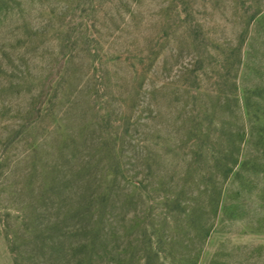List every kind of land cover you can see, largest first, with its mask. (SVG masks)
Returning a JSON list of instances; mask_svg holds the SVG:
<instances>
[{
  "label": "rangeland",
  "instance_id": "obj_1",
  "mask_svg": "<svg viewBox=\"0 0 264 264\" xmlns=\"http://www.w3.org/2000/svg\"><path fill=\"white\" fill-rule=\"evenodd\" d=\"M199 58L206 91L226 96L237 82V122L247 137L257 133L244 106L249 97L264 119V0H0V264H15L10 242L26 235L25 221L57 210L52 192L38 197L44 170L62 160L54 152L63 133L84 158L92 137L83 141V125L108 109L127 111L133 154L156 122L152 83L174 80L187 99L184 73ZM171 97L163 109L174 113L182 101ZM243 146L264 162L253 140ZM247 177L240 193L237 178L228 183L242 216L216 224L198 264L215 254L218 264H264V171Z\"/></svg>",
  "mask_w": 264,
  "mask_h": 264
},
{
  "label": "trees",
  "instance_id": "obj_2",
  "mask_svg": "<svg viewBox=\"0 0 264 264\" xmlns=\"http://www.w3.org/2000/svg\"><path fill=\"white\" fill-rule=\"evenodd\" d=\"M202 61L183 71L189 77L183 101L174 80L152 83L156 122L142 131L133 154L127 139L134 121L127 111L108 109L83 125V141L92 137L84 158H76V138L63 133L54 152L62 160L44 170L38 197L44 201L52 192L57 210L47 221L36 213L24 223L26 235L11 239L15 264L199 263L216 224L242 216V204L231 200L230 180L238 179L240 193L250 186L249 171H264L260 156L243 151L253 140L264 154V119L247 97L244 108L257 128L247 137L236 118L242 104L237 82L228 84L226 96L206 91ZM169 95L170 104L182 101L174 113L163 109ZM218 263L215 254L207 264Z\"/></svg>",
  "mask_w": 264,
  "mask_h": 264
}]
</instances>
